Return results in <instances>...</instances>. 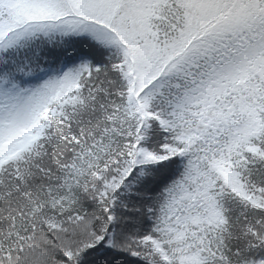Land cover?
Segmentation results:
<instances>
[{"label": "snow or ice", "instance_id": "6c2138e0", "mask_svg": "<svg viewBox=\"0 0 264 264\" xmlns=\"http://www.w3.org/2000/svg\"><path fill=\"white\" fill-rule=\"evenodd\" d=\"M0 264H264V0H0Z\"/></svg>", "mask_w": 264, "mask_h": 264}]
</instances>
